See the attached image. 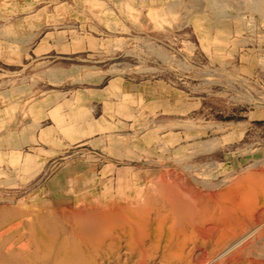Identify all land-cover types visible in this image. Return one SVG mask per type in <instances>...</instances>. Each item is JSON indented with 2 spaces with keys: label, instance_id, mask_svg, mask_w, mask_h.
I'll return each instance as SVG.
<instances>
[{
  "label": "rangeland",
  "instance_id": "1",
  "mask_svg": "<svg viewBox=\"0 0 264 264\" xmlns=\"http://www.w3.org/2000/svg\"><path fill=\"white\" fill-rule=\"evenodd\" d=\"M176 1L0 0V210L264 160V0Z\"/></svg>",
  "mask_w": 264,
  "mask_h": 264
},
{
  "label": "bare ground",
  "instance_id": "2",
  "mask_svg": "<svg viewBox=\"0 0 264 264\" xmlns=\"http://www.w3.org/2000/svg\"><path fill=\"white\" fill-rule=\"evenodd\" d=\"M192 181L78 180L41 213L4 207L0 264H264V160L223 191Z\"/></svg>",
  "mask_w": 264,
  "mask_h": 264
}]
</instances>
